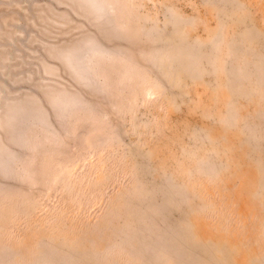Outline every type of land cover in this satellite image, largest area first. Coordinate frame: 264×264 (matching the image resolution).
Here are the masks:
<instances>
[{"label": "rangeland", "instance_id": "1", "mask_svg": "<svg viewBox=\"0 0 264 264\" xmlns=\"http://www.w3.org/2000/svg\"><path fill=\"white\" fill-rule=\"evenodd\" d=\"M0 264H264V0H0Z\"/></svg>", "mask_w": 264, "mask_h": 264}]
</instances>
